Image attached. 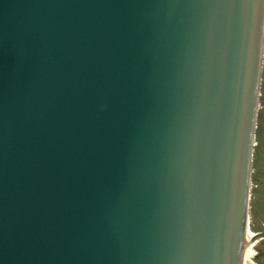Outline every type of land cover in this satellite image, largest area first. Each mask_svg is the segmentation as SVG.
I'll return each instance as SVG.
<instances>
[{"label": "water", "instance_id": "water-1", "mask_svg": "<svg viewBox=\"0 0 264 264\" xmlns=\"http://www.w3.org/2000/svg\"><path fill=\"white\" fill-rule=\"evenodd\" d=\"M263 42L261 0H0V264H242Z\"/></svg>", "mask_w": 264, "mask_h": 264}, {"label": "rangeland", "instance_id": "rangeland-1", "mask_svg": "<svg viewBox=\"0 0 264 264\" xmlns=\"http://www.w3.org/2000/svg\"><path fill=\"white\" fill-rule=\"evenodd\" d=\"M260 92L262 93L261 88ZM263 105L264 97L262 96L259 97L256 117L254 162L252 164L253 169L251 174V211L248 217L249 228L253 232L264 231V112L261 111ZM263 242L258 240L252 245L251 250L253 252V256L250 258L252 261L257 252L263 254Z\"/></svg>", "mask_w": 264, "mask_h": 264}, {"label": "bare ground", "instance_id": "bare-ground-1", "mask_svg": "<svg viewBox=\"0 0 264 264\" xmlns=\"http://www.w3.org/2000/svg\"><path fill=\"white\" fill-rule=\"evenodd\" d=\"M254 232L248 229L246 231V248H244L242 264H250V258L253 256L252 242H253Z\"/></svg>", "mask_w": 264, "mask_h": 264}, {"label": "flooded vegetation", "instance_id": "flooded-vegetation-1", "mask_svg": "<svg viewBox=\"0 0 264 264\" xmlns=\"http://www.w3.org/2000/svg\"><path fill=\"white\" fill-rule=\"evenodd\" d=\"M263 64H264V58H263ZM261 89H264V80H262V74H261ZM262 96L264 97V94H262L260 92V97H262ZM261 111L264 112V105H263ZM263 240H264V238L261 239L262 242H263ZM263 244H264V242H263ZM253 264H264V252H263V254L257 252L254 255Z\"/></svg>", "mask_w": 264, "mask_h": 264}, {"label": "clouds", "instance_id": "clouds-1", "mask_svg": "<svg viewBox=\"0 0 264 264\" xmlns=\"http://www.w3.org/2000/svg\"><path fill=\"white\" fill-rule=\"evenodd\" d=\"M261 4L264 5V0H261ZM262 80H264V64H262ZM262 94H264V89H262Z\"/></svg>", "mask_w": 264, "mask_h": 264}]
</instances>
